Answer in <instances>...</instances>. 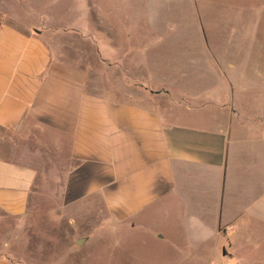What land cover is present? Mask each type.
<instances>
[{
  "label": "crops",
  "instance_id": "obj_1",
  "mask_svg": "<svg viewBox=\"0 0 264 264\" xmlns=\"http://www.w3.org/2000/svg\"><path fill=\"white\" fill-rule=\"evenodd\" d=\"M34 27L0 14V221L32 215L49 184L65 205L102 200L110 223L127 226L175 204L183 183L189 190L194 181L213 178L217 191L198 192L207 200L196 205L209 214L214 203L221 230L234 233L221 264H264V134L248 138L263 119L243 118L211 98L195 107L187 97L172 100L156 90L157 74H145L144 50L126 51L116 35L103 59L99 39L82 30L54 29L46 21ZM97 69L104 74L95 80ZM195 70L209 88L223 73L213 63ZM208 108L226 114L222 124L209 125L219 116L192 124L190 114ZM188 195L176 198L189 203ZM0 264L17 263L0 251Z\"/></svg>",
  "mask_w": 264,
  "mask_h": 264
},
{
  "label": "rangeland",
  "instance_id": "obj_2",
  "mask_svg": "<svg viewBox=\"0 0 264 264\" xmlns=\"http://www.w3.org/2000/svg\"><path fill=\"white\" fill-rule=\"evenodd\" d=\"M4 13L25 25L34 23L35 29L46 21L54 29L82 30L99 39L103 59L109 36L116 35L126 51L144 50L140 63L147 76H159L156 90L171 93L172 100L187 97L194 107L210 98L225 102L243 118L263 119V128L252 129L248 138L264 134V0H0ZM199 63L221 65L215 88L200 84L206 75L194 74ZM95 71L92 78L101 79L104 70ZM192 92L198 94L194 100ZM209 108L205 114L191 113L192 124L219 116L209 125H221L226 114ZM183 185L177 196L189 192V203L176 196L171 207L122 226L110 223L102 200L68 199L72 202L65 205L58 187L46 184L32 215L0 221V251L17 264H221L234 233H223L214 203L209 214L207 209L198 213L202 207L196 205L207 200L198 192L217 191L214 179L203 185L194 181L189 190Z\"/></svg>",
  "mask_w": 264,
  "mask_h": 264
},
{
  "label": "water",
  "instance_id": "obj_3",
  "mask_svg": "<svg viewBox=\"0 0 264 264\" xmlns=\"http://www.w3.org/2000/svg\"><path fill=\"white\" fill-rule=\"evenodd\" d=\"M81 244H82V241L79 242V245H81Z\"/></svg>",
  "mask_w": 264,
  "mask_h": 264
}]
</instances>
